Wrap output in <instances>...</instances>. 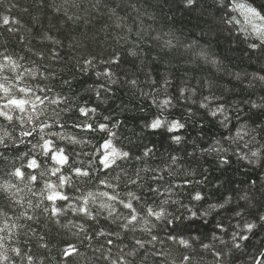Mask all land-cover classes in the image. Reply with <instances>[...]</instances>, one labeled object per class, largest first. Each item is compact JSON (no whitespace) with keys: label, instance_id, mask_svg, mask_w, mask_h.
<instances>
[{"label":"trees","instance_id":"trees-1","mask_svg":"<svg viewBox=\"0 0 264 264\" xmlns=\"http://www.w3.org/2000/svg\"><path fill=\"white\" fill-rule=\"evenodd\" d=\"M236 3L264 14V0ZM251 31L232 0H0V64L8 65L3 74L27 70L32 75L25 74L21 86L48 87L49 98H67L59 105L66 109V127L51 131L82 141L53 137L71 165L62 170L71 183L60 187L50 164L26 167L36 153L24 155L31 146L19 143L22 126L0 117L8 144L0 145V264H264V45L250 47L260 43ZM106 70L115 83L98 75ZM101 85L110 89L103 99L95 91ZM166 98L172 105L159 108ZM85 106L97 107L96 123H119L116 137L73 127ZM41 107V119L51 124L58 106ZM217 107L223 112L213 116ZM156 118L185 128L168 133L144 127ZM172 135L183 139L177 144ZM107 139L131 158L104 169L98 157ZM76 167L90 177L75 176ZM16 168L25 172L23 179L13 175ZM185 180L192 183L180 187ZM49 183L70 199L49 201ZM197 191L200 201L192 198ZM103 192L131 200L137 221L124 227L130 210ZM85 199L87 216L78 211ZM219 204L224 207H211ZM162 207L166 219L148 214ZM249 223L257 226L249 231ZM70 246L76 252L67 255Z\"/></svg>","mask_w":264,"mask_h":264},{"label":"snow or ice","instance_id":"snow-or-ice-1","mask_svg":"<svg viewBox=\"0 0 264 264\" xmlns=\"http://www.w3.org/2000/svg\"><path fill=\"white\" fill-rule=\"evenodd\" d=\"M234 9H239L242 14L245 15V18L249 20V23L252 26V31L248 33L249 36H251L253 33L257 36L260 43L259 44H251L250 47L252 48H259L261 45H264V14H261V11H258L256 8L252 7L249 4L246 3H236V0H232ZM187 3L189 5L194 3V0H187ZM259 20L261 23L256 24L255 21ZM234 22L233 20H229V23ZM239 22V21H235ZM9 23V18L7 16L3 17V24L7 25ZM0 55H3L0 53ZM5 61H8L13 66L15 65V62L11 60V57L5 56L3 57ZM111 63H118L117 60L113 59ZM86 64L88 66H92L93 61L88 60L86 61ZM8 65L0 64V117L7 120L10 124H20L22 126L21 131V139L19 141L20 144H27L30 145L29 152H25L24 155L28 156L30 152H35L36 156L31 157L29 162L27 163L26 167L28 169H38L41 167L42 163H48L51 165L50 173L51 175H58V179L60 181L59 186L63 187L66 184H70L71 180L69 177L63 176L62 170L65 165H70V159L69 154L66 153L65 147L60 146L57 143V140H54L53 137H56L58 140H67L68 143H81L82 141L77 140L74 136L71 134H68L64 131H51L52 128L58 127L61 130H63L66 127V122L61 123V113L64 112L66 109L59 108V105L66 104L67 98L58 96L55 98H49L48 92L51 91L48 87H41L37 85L35 88L32 86H21L20 82H23L25 79V74L31 76V72H28L25 70L24 73H17L13 77H8L7 75L3 74V68L7 67ZM43 75V74H41ZM99 76L106 77L110 82L115 83L114 80H112V77L114 76V73L111 70H106L104 72H101L98 74ZM64 83H69L68 81H64ZM132 85L136 84L135 80L130 81ZM96 91V97L99 99H103L104 92L110 91V89L106 88L105 85H101L100 89L95 90ZM43 93V95L37 94V93ZM158 107L161 109H167L172 105V100L170 98L164 99L162 102H157ZM47 104H55L58 106L57 109L52 110V116L54 117L52 119V123H47V118L41 119V116L45 114V108H42L41 105H44L46 107ZM67 110H71L68 108ZM97 107H79L78 108V114L80 117H83V119H77L73 122V127L80 129L82 132H107L110 134L111 137H116L117 133L113 131L114 128H119V123L113 122L111 126L108 123H96L93 119V117L97 114ZM218 112H223L222 107H217L216 111H213L211 114L213 116L217 115ZM103 119L105 121H109L111 118L109 116H104ZM15 122V123H13ZM24 125H27V127H23ZM144 127L150 128L152 130H157L164 128L167 130L168 133H177L180 130L185 128V123H182L180 121H168L162 118H156L152 120L150 123L145 124ZM47 130V131H46ZM34 134L35 137H34ZM7 136V133H4L3 135H0V145H3L5 148L8 147V144L6 143L5 137ZM27 138V139H25ZM33 139L36 140L35 143H33ZM171 139L179 144L183 137L181 135H172ZM102 151L101 154L98 157L99 163L102 165L104 169H110L113 167V165H117V159H128L130 157L129 151H118L116 147L113 146V140L107 139L105 142L100 146ZM152 150L147 149L144 152L145 156L151 155ZM4 154L0 153V157H2ZM38 157H44L43 161L38 162ZM139 159V157H136ZM224 163H227V161H223ZM118 166V165H117ZM71 171L75 176L78 177H90V172L87 169L76 167L71 168ZM13 175L23 179L25 176V172L21 170V168H16ZM29 178L31 181H38L37 175H33L29 173ZM154 179H163L161 176L154 175ZM136 181L133 180L132 183H135ZM202 182V181H201ZM101 183H105L106 187H112V185L107 184L104 181H101ZM192 182L189 180H185L180 187H184L185 185L191 184ZM49 189H53L51 191V194L47 196V199L49 201H68L70 198L60 192L56 191L55 188L56 185H53L49 183L47 185ZM158 191V190H157ZM101 195L107 197L108 200L112 201H118L120 204H122L125 208L130 210L129 217L124 224V227H128L129 225L133 224L138 219V214L136 213V209L133 206V203L131 200L128 202H125L124 200H120L119 197L116 194H110L108 192H103ZM132 199H138V197H135L133 193L128 194ZM89 196H92L91 193H89ZM196 201H200L203 199L202 194L197 191L192 197ZM88 204V200L85 199L83 204L79 207L78 211L83 213L84 215H89L90 210L86 206ZM212 208H223L224 204L219 205H212ZM61 211V208H54V213H59ZM148 214L150 216H154L156 219H160L164 212L163 210L160 211H154L153 209H148ZM193 216H196V212H192ZM206 215V213H205ZM239 215V213H237ZM259 219L264 220V216L259 217ZM170 223V221H169ZM218 227H220L218 225ZM254 228V225L248 224L247 229L251 231ZM171 239H176L175 237H170ZM236 236H233V240H236ZM152 239H156V237H152ZM239 239L241 240H248L249 237L245 235L239 236ZM180 244L188 246V241L180 239L178 241ZM109 243H112V241H109ZM138 244L143 247V244L140 241H137ZM203 247L207 248L208 245H203ZM235 247L239 248L241 245L239 243L235 244ZM76 252L75 247L70 246L68 250H66L67 255H72ZM219 255V253H217ZM7 259V257H5ZM186 261L190 259V257L184 258ZM256 264H260L259 261L256 262Z\"/></svg>","mask_w":264,"mask_h":264},{"label":"clouds","instance_id":"clouds-1","mask_svg":"<svg viewBox=\"0 0 264 264\" xmlns=\"http://www.w3.org/2000/svg\"><path fill=\"white\" fill-rule=\"evenodd\" d=\"M173 142H174V141H173ZM165 191H168V189H165ZM167 203H168V200L165 199V200L163 201V204L166 205ZM161 210H163L164 215H163L160 219H161V220L166 219V218H167V215H168L167 210L164 209L163 207L161 208ZM249 224L254 225V228L257 226L255 223H249ZM247 225H248V224H247ZM247 225H246V226H247Z\"/></svg>","mask_w":264,"mask_h":264}]
</instances>
